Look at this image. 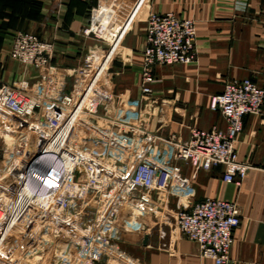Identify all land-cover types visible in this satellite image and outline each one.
Masks as SVG:
<instances>
[{
  "label": "built area",
  "instance_id": "2783aa9c",
  "mask_svg": "<svg viewBox=\"0 0 264 264\" xmlns=\"http://www.w3.org/2000/svg\"><path fill=\"white\" fill-rule=\"evenodd\" d=\"M146 4L136 0L116 26L106 9L93 10L84 33L105 48L87 54L77 69L59 68L73 78L71 90L65 78L51 75L58 69L52 63L55 44L33 33L15 34L10 57L38 70L42 92L32 91L27 80L10 85L0 78V130L15 137L9 168L0 174V264H45L47 259L48 264L55 259L96 264L114 249L104 233L120 209L138 200L152 205L156 192L170 194L173 181L182 176L180 163L204 171L221 167L224 182L237 187L247 178L251 166L240 159L236 144L245 118L263 114L264 89L253 80L229 81L211 98L225 130L195 129L186 141L168 139L174 149L170 164L153 162L162 138L147 124L121 122L102 112L109 100L104 78ZM146 21L142 93L149 96L156 66L195 63L198 49L193 20L150 12ZM176 223L202 258L230 264L242 223L237 203L206 198L178 210Z\"/></svg>",
  "mask_w": 264,
  "mask_h": 264
},
{
  "label": "crops",
  "instance_id": "0c3cea01",
  "mask_svg": "<svg viewBox=\"0 0 264 264\" xmlns=\"http://www.w3.org/2000/svg\"><path fill=\"white\" fill-rule=\"evenodd\" d=\"M135 1L0 0V8L7 17L32 21L30 33L55 44L52 63L58 69L51 75L55 80L65 78L71 90L73 78L59 68L77 69L87 54L105 48L84 33L93 10L106 9L116 26ZM150 12L193 20L198 57L189 65L156 66L153 93L146 96L142 55ZM9 48L10 40H0L1 80L10 85L27 80L32 91L42 92L38 70L11 59ZM246 79L264 89V0H147L104 78L109 100L102 112L121 122L147 124L162 138L153 162L170 164L174 149L168 139L186 141L195 129H226L222 115L210 107L211 98L222 93L227 82ZM236 146L240 159L251 166L241 186L224 182L221 167L204 171L180 163L182 176L173 181L170 194L156 192L152 205L138 200L120 209L104 233L114 249L96 264H215L202 258L198 245L183 238L176 227L178 210L190 209L206 198L239 206L242 223L235 231L230 264H264V110L262 115L245 118Z\"/></svg>",
  "mask_w": 264,
  "mask_h": 264
},
{
  "label": "rangeland",
  "instance_id": "374dc122",
  "mask_svg": "<svg viewBox=\"0 0 264 264\" xmlns=\"http://www.w3.org/2000/svg\"><path fill=\"white\" fill-rule=\"evenodd\" d=\"M31 19V18H29ZM35 19V18H34ZM33 20V19H32ZM33 22L30 20H19V18L7 17L0 8V40H10L9 56L14 36L17 32H29ZM11 37V39H10ZM9 121V120H8ZM15 139L14 134L0 130V174H5L9 168L8 161L12 154V141Z\"/></svg>",
  "mask_w": 264,
  "mask_h": 264
}]
</instances>
